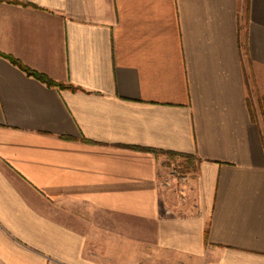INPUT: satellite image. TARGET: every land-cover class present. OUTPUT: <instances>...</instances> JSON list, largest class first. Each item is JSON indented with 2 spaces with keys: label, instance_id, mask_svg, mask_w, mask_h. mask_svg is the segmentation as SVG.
Listing matches in <instances>:
<instances>
[{
  "label": "crops",
  "instance_id": "0c3cea01",
  "mask_svg": "<svg viewBox=\"0 0 264 264\" xmlns=\"http://www.w3.org/2000/svg\"><path fill=\"white\" fill-rule=\"evenodd\" d=\"M0 53L76 87L0 55V264H264V0H0Z\"/></svg>",
  "mask_w": 264,
  "mask_h": 264
},
{
  "label": "trees",
  "instance_id": "16d2710c",
  "mask_svg": "<svg viewBox=\"0 0 264 264\" xmlns=\"http://www.w3.org/2000/svg\"><path fill=\"white\" fill-rule=\"evenodd\" d=\"M0 55L2 57H4V58L8 59L10 61V63H12L16 67H18L19 69L24 71L28 76H32V77L38 79L39 81L43 82L47 86H55V87H58L60 89L69 88L71 90H76V87H74L72 85H65V84H63L61 82H57V81L51 79L50 77H48L47 75H44L42 73H39L37 71H34V70L30 69L29 67L25 66L18 59H16L15 57H13L11 55H7V54H3V53H0ZM153 152L157 153V152H163V151L153 150ZM167 154L169 155V158L171 160H175V159H177L179 157H182V159L185 160V162H186L185 164L182 163V169L185 167L186 168L185 169L186 172H190L191 171L188 164H194L195 163V160H194L193 157H191L189 155H181V154L169 153V152H167Z\"/></svg>",
  "mask_w": 264,
  "mask_h": 264
},
{
  "label": "built area",
  "instance_id": "2783aa9c",
  "mask_svg": "<svg viewBox=\"0 0 264 264\" xmlns=\"http://www.w3.org/2000/svg\"><path fill=\"white\" fill-rule=\"evenodd\" d=\"M182 162L181 159L177 158L175 160H172L170 165V172L168 175V181L167 183L175 182H183L188 179L189 173L188 172H182Z\"/></svg>",
  "mask_w": 264,
  "mask_h": 264
},
{
  "label": "rangeland",
  "instance_id": "374dc122",
  "mask_svg": "<svg viewBox=\"0 0 264 264\" xmlns=\"http://www.w3.org/2000/svg\"><path fill=\"white\" fill-rule=\"evenodd\" d=\"M181 161L182 162H180V163H186L185 162V160H183V159H181ZM189 165V167H190V172H188L189 173V175H187L188 176V178H194L195 177V163L194 164H188ZM193 167V168H192ZM186 168L184 167L183 169H182V172H186V170H185ZM186 181H188V180H185V181H183V183H185ZM180 184V183H179Z\"/></svg>",
  "mask_w": 264,
  "mask_h": 264
}]
</instances>
